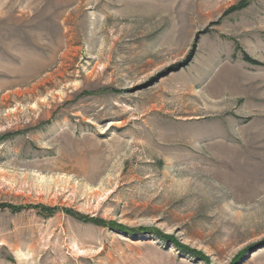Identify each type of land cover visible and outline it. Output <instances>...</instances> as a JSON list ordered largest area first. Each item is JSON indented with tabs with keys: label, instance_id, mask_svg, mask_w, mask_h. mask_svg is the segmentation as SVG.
Listing matches in <instances>:
<instances>
[{
	"label": "rangeland",
	"instance_id": "374dc122",
	"mask_svg": "<svg viewBox=\"0 0 264 264\" xmlns=\"http://www.w3.org/2000/svg\"><path fill=\"white\" fill-rule=\"evenodd\" d=\"M241 1L0 0V264H264Z\"/></svg>",
	"mask_w": 264,
	"mask_h": 264
},
{
	"label": "trees",
	"instance_id": "16d2710c",
	"mask_svg": "<svg viewBox=\"0 0 264 264\" xmlns=\"http://www.w3.org/2000/svg\"><path fill=\"white\" fill-rule=\"evenodd\" d=\"M250 1L251 0H242L241 2H240V5L238 6V7H236V8H238V9H242V8H245L246 6H248L249 4H250ZM244 60H246V61H248V62H251V63H255V64H258V62L257 61H255V60H253V59H251L248 55H244ZM15 208V207H14ZM42 209H44V210H47V207H41ZM49 210V209H48ZM77 217L78 218H80V219H82V215H80V214H77ZM85 221H89V222H94V223H96V224H98V225H104V226H109L108 225V223L107 222H105V221H103V220H99V219H84ZM126 232H129L130 233V231H126ZM131 234H136V233H131ZM140 234H147L146 232H141ZM181 247V249L179 248V250H180V253L181 254H184V255H186V256H188V257H195V256H199L200 254H195L194 253V255H192V253L191 252H188L187 251V248H185V247H182V246H180ZM181 250H184V251H181Z\"/></svg>",
	"mask_w": 264,
	"mask_h": 264
}]
</instances>
